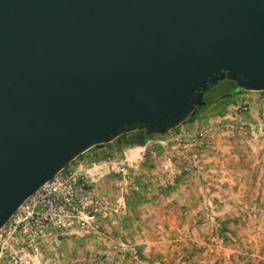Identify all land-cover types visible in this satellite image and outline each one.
Masks as SVG:
<instances>
[{
	"label": "water",
	"instance_id": "water-1",
	"mask_svg": "<svg viewBox=\"0 0 264 264\" xmlns=\"http://www.w3.org/2000/svg\"><path fill=\"white\" fill-rule=\"evenodd\" d=\"M225 80L264 90V0H0V229L86 150L190 120Z\"/></svg>",
	"mask_w": 264,
	"mask_h": 264
},
{
	"label": "rangeland",
	"instance_id": "rangeland-1",
	"mask_svg": "<svg viewBox=\"0 0 264 264\" xmlns=\"http://www.w3.org/2000/svg\"><path fill=\"white\" fill-rule=\"evenodd\" d=\"M242 99L247 98L234 96L233 118L222 130L215 121V134L206 135L202 143L192 135L197 131L161 141L156 135L138 139L131 131L79 155L76 163L67 165L72 175L83 176L78 211L63 225L42 231L29 220L8 227L9 218L0 231V264H264V197H246L237 191L240 184L234 179L215 185L197 179L207 158L218 165L231 154L238 158L234 162L255 156L264 160V136L257 129L248 128L252 141L243 129L232 136L226 131L233 121L246 122L242 115L249 107L241 110ZM218 141L219 147H212ZM229 143L232 150H224ZM145 144L138 166L128 151L123 164L115 159L128 146ZM99 163L107 168L106 178ZM234 168L240 172L237 164ZM202 185L207 191L198 190ZM136 240H144L145 248L133 245Z\"/></svg>",
	"mask_w": 264,
	"mask_h": 264
},
{
	"label": "crops",
	"instance_id": "crops-1",
	"mask_svg": "<svg viewBox=\"0 0 264 264\" xmlns=\"http://www.w3.org/2000/svg\"><path fill=\"white\" fill-rule=\"evenodd\" d=\"M243 96L247 99H242L247 102V106L249 107V111H247L245 114L243 113L242 117L246 120L247 126L250 130V132H253L252 130H256L260 133V136H264V90L263 91H244V90H235V92L232 95H227L224 97L219 98L218 100L214 101L210 105H208L206 108H204L202 111H200L195 117L192 119L181 123L180 125L160 134H150L151 138L153 139V136L156 135L155 138H160L159 141L162 139H170L172 140L175 134L183 131H205L207 137L210 134H215L214 122L218 121L220 125H216L217 128H220L219 130H222L224 128L225 124L229 121V119L233 118V114H231L230 107L232 106L234 96ZM235 118V117H234ZM219 134L217 133L216 136ZM122 136V135H121ZM232 136V135H231ZM219 137V136H218ZM219 140V138H218ZM230 143H233V141H230ZM225 145L223 148L224 150L227 148V146L233 147L231 144ZM102 145V144H101ZM220 142L218 141L215 146L212 147H219ZM99 146V145H97ZM143 145H132L128 146L126 150L123 152V154L120 157H116V160H119L120 163H124L127 161L126 154H130L135 159V165L138 166V160L140 159V152L144 147ZM92 149V148H91ZM229 150H232V148H227ZM90 149L86 150L82 154L86 153ZM107 150V149H106ZM128 151V152H127ZM233 156V157H231ZM147 157V156H146ZM129 159V158H128ZM248 159V158H247ZM244 158V162H241L240 160L237 161V156L230 155L229 159L227 161L221 162L219 165L215 163L213 158H207L203 160L204 162L201 164V167H205L204 171H202V177L198 175L197 179H206L211 183L212 185H215V181H228L231 182L233 179L235 182L239 181L240 187H238L239 192H241L246 197L256 198L258 201L262 200L264 197V174H263V164L264 160L258 156H255L254 159L250 158L247 160ZM78 158L74 159L73 163H76ZM230 160V161H229ZM146 160L139 162L145 163ZM150 162V161H149ZM128 164H131V162L128 160ZM239 163V165H238ZM199 164V165H200ZM237 166L240 167L239 171L236 172V169L233 167ZM100 168L102 169L101 175H103L105 178L109 176V173L107 172V168L104 167L105 165H102L101 163L98 164ZM222 166V168H220ZM113 169H118V167L113 164ZM200 173V171H199ZM206 175V176H205ZM117 176L119 177L120 174L117 173ZM199 179V180H200ZM194 180V179H193ZM209 182V183H210ZM241 182V183H240ZM204 186H206L204 184ZM201 188V189H200ZM220 188V187H219ZM207 191V188H203V185L198 188V190ZM214 191V189L212 188ZM224 191V190H223ZM215 192V191H214ZM219 193V191H217ZM216 193V192H215ZM225 193V192H224ZM196 194V193H194ZM206 195V194H203ZM216 195V194H215ZM260 206V205H259ZM259 209V208H257ZM145 241L141 240V242L133 241V245H138V249H144ZM59 259H66L65 256L59 254Z\"/></svg>",
	"mask_w": 264,
	"mask_h": 264
},
{
	"label": "built area",
	"instance_id": "built-area-1",
	"mask_svg": "<svg viewBox=\"0 0 264 264\" xmlns=\"http://www.w3.org/2000/svg\"><path fill=\"white\" fill-rule=\"evenodd\" d=\"M264 101V97H263ZM241 110H246L247 102L240 100ZM238 129H243L242 133L248 136L252 141L254 138L248 132V126L245 121H233L227 125L226 131L233 135ZM191 135L188 131H183L175 134V139L180 140L181 137ZM202 143L206 137L205 131H199L195 134ZM195 140V138L193 139ZM197 141V140H195ZM195 158V157H194ZM124 168H120L122 171ZM64 167L58 171L51 179L43 183L34 193L29 195L20 207L10 217L8 227L24 225L27 220L30 224L41 228V231L47 227L54 225H63V220L72 212H77L78 193L85 191L83 189V176H79L76 172L73 175ZM82 180V181H81ZM89 194V192H87ZM91 216H89L90 218ZM8 220V222H9ZM7 222L1 227L0 231H5L4 227ZM17 260L14 259V262Z\"/></svg>",
	"mask_w": 264,
	"mask_h": 264
},
{
	"label": "trees",
	"instance_id": "trees-1",
	"mask_svg": "<svg viewBox=\"0 0 264 264\" xmlns=\"http://www.w3.org/2000/svg\"><path fill=\"white\" fill-rule=\"evenodd\" d=\"M235 90H237L236 85H235V83L233 81H230V80H225V81L221 82L220 86H218L217 88H215V86L212 87L209 91L204 93V99H205L206 103L202 107L196 109L195 116L200 111H202L204 108H206L208 105H210L214 101L218 100L219 98L227 96V95H232L235 92ZM192 118L193 117H191L190 119H192ZM143 136H145V135H144V133L142 131V134L140 135V137H138V139H141Z\"/></svg>",
	"mask_w": 264,
	"mask_h": 264
},
{
	"label": "flooded vegetation",
	"instance_id": "flooded-vegetation-1",
	"mask_svg": "<svg viewBox=\"0 0 264 264\" xmlns=\"http://www.w3.org/2000/svg\"><path fill=\"white\" fill-rule=\"evenodd\" d=\"M135 134V136L138 138V137H140V135L142 134V131L141 130H135V131H133ZM119 138H122V136L121 137H119Z\"/></svg>",
	"mask_w": 264,
	"mask_h": 264
}]
</instances>
